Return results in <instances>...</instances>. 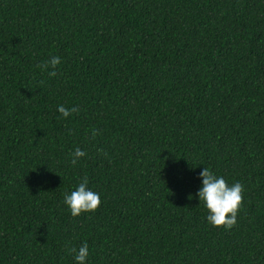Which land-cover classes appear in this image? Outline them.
Wrapping results in <instances>:
<instances>
[{"label": "trees", "instance_id": "16d2710c", "mask_svg": "<svg viewBox=\"0 0 264 264\" xmlns=\"http://www.w3.org/2000/svg\"><path fill=\"white\" fill-rule=\"evenodd\" d=\"M204 167L244 187L231 230ZM85 176L101 205L74 218ZM84 243L87 264H264V0H0V264Z\"/></svg>", "mask_w": 264, "mask_h": 264}, {"label": "clouds", "instance_id": "9594fccd", "mask_svg": "<svg viewBox=\"0 0 264 264\" xmlns=\"http://www.w3.org/2000/svg\"><path fill=\"white\" fill-rule=\"evenodd\" d=\"M60 64L61 58L59 56H51L48 60L37 64L36 67L42 71H48V74L54 77ZM57 111L63 118L67 119L73 113H79L80 109L79 107L68 108L64 105H58ZM98 134V130H93L92 138L95 139ZM86 155L87 153L83 150L75 149L72 153V165H76L78 160ZM200 178L202 179V187L197 196L208 211L207 222L212 227L231 230L235 227L237 217L243 207V185L239 182L229 185L223 177L217 176L206 167L201 171ZM88 184L89 180L85 176L74 191L64 195V203L74 218L82 214L95 213L101 205L100 195L90 190ZM69 252L74 255L76 264H87L89 250L86 243L81 245L79 249L70 248Z\"/></svg>", "mask_w": 264, "mask_h": 264}]
</instances>
